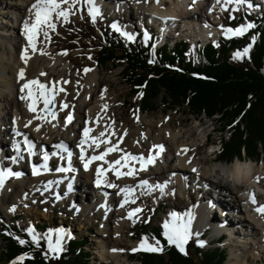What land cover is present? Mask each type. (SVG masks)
Here are the masks:
<instances>
[{"label": "bare ground", "instance_id": "1", "mask_svg": "<svg viewBox=\"0 0 264 264\" xmlns=\"http://www.w3.org/2000/svg\"><path fill=\"white\" fill-rule=\"evenodd\" d=\"M33 2L34 0H18L0 6V14L2 13L11 21L10 23L4 19L0 21V35L2 38H8L7 36L10 34L7 31H16L13 48L6 47L0 40V69L3 71V74H0V82L3 83V88H0V169L10 168L13 172L20 173L19 176L6 179L4 187L0 188V203L3 200L7 201L9 196H13L10 199L15 206L20 203L33 204L26 200L27 196H34L39 193L38 195L44 200L51 198L65 202L67 198L72 199L70 205L76 212L92 213L93 215L94 212L97 213L98 211L94 207L96 205L104 214L100 220L107 226V228H102L97 232L99 236H95V241L99 243L98 258L103 260L100 263L124 264L129 260V254L119 251L113 252L112 249H127L129 246L135 248L141 241L132 240L133 234L127 239L124 238L127 234V228H130L129 222L140 215L139 212L129 218L128 213L135 208H143L141 199L150 197L159 206L161 200L169 195L174 198L182 197L193 188L197 197L195 202L188 203L184 209L178 210L179 213L174 212V208H169L165 220H170V214L173 212L185 219L190 215L192 219L191 231L194 234L202 228L201 223H203L205 216H208L213 229L217 233H221L217 236L224 238L223 246L228 244L232 249L230 264L257 263L264 254V218L256 213L255 206L249 202L248 197L250 192H254L257 204L263 205L264 203L259 197L264 188L261 181L264 172L263 164L256 165L253 161L237 159L235 162L220 165V167L209 166L206 164L208 154L202 157L195 156V148L199 146V138L196 140L192 137L191 129L181 131L173 128L170 124L163 126L164 121L169 122L168 117L148 121L150 122L151 133L145 134L148 143V149H145L139 127L131 130L127 124L121 125L117 122L114 108L117 104L121 106L124 104L121 101L119 103L121 94L116 93L117 88L114 85V78L116 79L119 70L105 72L100 70L99 66L93 65L88 66L91 71L85 73L84 71L81 72L80 66L77 65L78 71L74 72L72 66L55 54L57 48L48 47L42 43L40 38L37 47L46 52L47 55L32 53L29 49L31 58L28 62L25 63L21 59L22 50L27 46L23 25L31 15L29 8ZM187 2L188 0H159V4H157L155 0H149L148 3L137 4L135 0H96L100 13L104 15L115 14L114 18H118L116 22L120 27L130 25L134 18L137 20V23H134V28L140 30L142 24L144 31H147L149 27H158L164 30L167 26L178 23L180 32H184L186 37L193 40V43L196 40L204 41L208 38H212L216 42L220 34L225 36L223 29L231 27L229 25L224 26L225 22L223 23V18H221L224 10L233 13L232 9H239V5L235 4L228 5L227 9H224L221 4L217 3V0H195V2L192 0V4ZM248 4L252 6L249 7ZM205 6L209 7L207 8L209 14L214 7L218 8L216 19L210 18L209 14L207 15L204 11ZM240 6L244 11L263 12L264 0H248V3ZM7 9H11V12L14 11L15 17L11 16ZM133 10L135 11L133 12ZM71 16H75V14L69 17ZM202 16L205 18L201 19ZM161 18L174 19L165 21ZM60 20L62 19L55 20V29H60ZM198 21L203 23V28ZM128 28L131 30L130 27ZM191 31H194L192 37L187 35ZM69 62L71 61L69 60ZM21 69H24L25 72L23 80L19 79L18 76ZM40 73L47 75L41 76ZM36 78L44 83L59 81L60 83L56 87L65 89L64 92H60L56 96V109H54L56 119L52 120L51 123L34 119L36 113L28 110L30 100L21 99L22 96L27 95V89L21 92L22 85L26 81ZM63 81H69V83L64 84ZM62 103H67L69 107L61 110L60 105ZM104 105H107L106 109ZM39 107L42 108L43 104L40 103ZM69 113L72 114L73 120L66 124L65 119ZM48 119L51 120V117L49 116ZM29 120L32 121V124L25 127ZM143 120H146V117H141V121ZM37 125H42L39 131L36 130ZM85 127L93 129L90 133L91 136H98L100 132H105L104 139H110L112 144L120 141L119 148L122 151L112 152L106 158L108 161H114L125 153L147 157L150 151H158V149H153L154 145H163L164 150L156 157L154 164L147 166L146 171H138L135 176H122L119 179L112 171H108L101 177V186L97 187L95 170L103 162L95 161L88 170H85L83 162L79 159L78 144ZM157 127L158 131L156 132L155 128ZM106 129L107 131H105ZM17 132L21 135H17ZM113 132L114 135H112ZM203 133L207 136V130H204ZM25 136L34 145V155H29L27 151V145L24 143ZM121 137H123L122 141L120 140ZM17 142L20 144L19 156L13 146ZM61 142L73 153L72 166L76 171L57 172L55 169L59 166H66V161L61 160L59 156L50 155L49 170L43 171L41 169L40 175H33V166H40L44 163L43 153L45 151L49 154L57 152L58 150L54 146ZM4 144L10 146L11 155L8 160H5ZM105 147L107 145L101 144L100 148L95 149V151L86 147V155L99 154ZM185 148L189 151L182 152L181 150ZM62 154L66 156V153ZM212 154L214 153H211L210 156ZM13 157L16 159L13 160ZM131 163L137 169L140 168L138 162ZM103 166L107 168V164ZM193 168L197 171L193 172ZM127 170V168L121 169V171ZM79 176L82 177L81 180L77 179ZM210 176H213L215 180H211ZM257 177L260 178L259 181ZM12 179H15L14 189L9 194V187L12 185L7 183ZM141 180H147L153 186L156 184L166 186L163 192L159 188H153L145 194L146 189L136 187ZM48 181H59V183H53L51 187L46 188ZM107 183L116 184L118 187L109 188ZM69 184L72 185L71 191L68 189ZM218 185L223 189H220ZM125 186L136 188L133 196L135 202H130L121 207L124 194L120 193L119 190ZM59 188L66 190L63 195H59ZM230 194H233V198L229 199ZM40 200L41 198L36 203L37 205H41ZM72 201L75 204H72ZM249 208L252 213H250ZM3 210L4 215L17 217L13 206L5 207ZM235 213L238 216L236 217L238 218L237 221L233 219ZM215 214L218 216L216 219ZM245 222L246 224H243Z\"/></svg>", "mask_w": 264, "mask_h": 264}, {"label": "trees", "instance_id": "2", "mask_svg": "<svg viewBox=\"0 0 264 264\" xmlns=\"http://www.w3.org/2000/svg\"><path fill=\"white\" fill-rule=\"evenodd\" d=\"M251 35L233 37L220 44L219 49L206 45L197 61L186 59V43H175L152 52L151 41L139 35L128 41L119 34L104 31V43L96 46V61L122 66L121 77L139 95L142 109L155 111L156 100L169 108L185 107L187 114L204 117L217 123L220 132L219 159L231 162L235 157L264 158V23L256 20ZM251 45L248 55L234 59L237 51ZM154 60L153 63H149ZM135 90V92H134ZM142 94V95H141ZM224 132H228L225 138ZM17 235L3 236V258L11 261L27 254L21 264H91L90 252L80 238L63 245L59 258L52 261L47 253V241L31 243L27 227L13 226ZM46 225L37 224L36 234H47ZM145 231V230H139ZM161 241L164 251H140L132 255L139 264H226V251L217 246L204 249L195 239L192 253H181L169 246L160 226L146 231ZM138 233V232H137ZM136 233V235H137ZM16 237L28 243L21 245ZM56 262V263H55Z\"/></svg>", "mask_w": 264, "mask_h": 264}, {"label": "rangeland", "instance_id": "3", "mask_svg": "<svg viewBox=\"0 0 264 264\" xmlns=\"http://www.w3.org/2000/svg\"><path fill=\"white\" fill-rule=\"evenodd\" d=\"M16 2L18 0H0V6H5L7 2ZM167 3V2H166ZM169 4V3H168ZM166 4V5H168ZM194 5V4H193ZM210 6V4H209ZM80 10L75 12V16H71L68 18L67 22H64L63 20L59 21V27L60 29H55L54 31H49V36H50V41L45 42L44 37L41 35L40 39H42V43L47 45L50 48H57L56 50V55L60 56L63 58V60L68 63L70 66L73 67V71L76 72L77 70V65L80 66L81 72L84 71L85 68H88L97 65L99 66L100 70H103L105 72H111L114 70H119V74H117L116 79L114 78V85L117 88L118 94H121L119 97V103L124 102V104L121 106L120 104H117L114 108L117 122L121 125L127 124L128 128L132 130V128L139 127V130L141 131V138L144 142L145 149H148V143L147 138L145 137L146 133H151V128H150V122L152 120H158L159 118L165 119L169 118V122L164 121L163 126H167L166 124H170L173 128L180 129L181 131H187L188 129L192 130V137L194 139L199 138V148H195V156L196 157H202L205 154H208L206 156V164L207 165H216L217 167H220V165H225V164H230V163H223L217 161L218 154H212L214 156H210V151L211 148H206L203 146L204 144V130H207V135L209 141L215 142L218 144V139L220 137V132L218 131L217 123L215 121H211V119H207L204 117H193L189 116L187 114V110L185 107H180V108H169L167 106H164L162 104V101L159 98L156 100L158 108L155 111H142L141 110V101H140V96L139 95H133V91L131 90V87L128 86L122 79L121 77V69L122 66L115 67L112 65L110 62L105 63L103 65L99 64L96 62V46L102 45L104 43V31L110 30V32L117 33L111 25L113 23H116L118 21V18H114L116 15L113 14H108L104 15L100 13V16L97 17L96 22L93 23L91 18L88 15L87 12V6L81 4L79 6ZM208 6H205V12L208 13ZM11 16L15 17L14 11L11 12V9H7ZM130 11V10H129ZM132 11V9H131ZM135 10H133L134 12ZM234 14V13H232ZM204 16V15H203ZM201 17V19L205 17ZM218 16V15H217ZM234 16H238V13L234 14ZM208 17V16H207ZM230 17H232L231 14L228 13H223L221 18H223V23L225 22L226 25H230L231 28L235 29L237 27H240L243 25L245 22H241V14L238 16V18L231 20L232 22L229 23ZM114 18V19H113ZM212 19H216V16L213 15ZM3 19L8 21L9 23L11 22L8 18L3 16V14H0V21H3ZM137 21L136 18L134 20H131V24L127 26H119L122 31L131 33L135 38L139 34L140 30L135 29V22ZM227 21V22H226ZM246 24L248 22L247 20ZM5 23V22H4ZM137 23V22H136ZM233 23V24H232ZM10 27V26H9ZM131 30H129V28ZM11 28V27H10ZM155 30L156 28H151ZM9 32L10 35L7 37L9 38H2L0 35V40L3 41V44L8 47V48H13L15 45V34L16 31H7ZM190 37L194 35V31H191L189 34ZM10 36V37H9ZM225 37V36H224ZM190 42H192V45L187 41L188 43L186 44V59L188 60H194L196 59L198 55L199 48H201V45L207 43L206 39L204 41L199 40L198 42L193 43V40L188 38ZM135 40V39H134ZM172 42L169 41V45L171 46ZM200 46V47H199ZM199 47V48H198ZM67 51V55H61L62 52ZM91 57V59H89ZM69 60L71 62H69ZM0 74H3L2 69H0ZM0 88H3V83L0 82ZM121 89V90H120ZM135 92V90H134ZM121 101V102H120ZM56 109V107H55ZM119 115V116H118ZM146 117V120L141 121V117ZM119 117V118H118ZM137 117H139L137 119ZM199 120V121H198ZM156 132L158 131V127L155 128ZM206 134V133H205ZM225 138L228 137V132H224ZM197 140V139H196ZM5 145V144H4ZM202 145V146H201ZM5 149V160L10 159L11 151L9 145L4 146ZM197 149V150H196ZM209 160V161H208ZM242 160V159H241ZM257 160V162H255ZM253 160L254 164L260 165L263 164L264 166V158H257ZM262 160V163H261ZM213 161V162H212ZM234 161V160H233ZM232 161V162H233ZM248 161H250L248 159ZM231 162V163H232ZM235 162V161H234ZM209 163V164H208ZM211 163V164H210ZM215 163V164H214ZM82 177H78L77 179L81 180ZM211 180H215L213 176H210ZM15 180V179H14ZM14 180H10L7 184H11L12 186L9 187V194L11 191L14 189ZM262 184L264 186V172H263V177H262ZM83 182V179H82ZM212 185V184H209ZM216 185V184H215ZM220 189H223L221 186L218 185ZM59 195H63V193L66 191L65 189L59 188ZM231 189V188H230ZM195 189L189 190L185 196L182 197H171L169 195L167 198L161 200V202L158 204L152 200L150 197L141 199L143 203V208L142 211L140 212V215L133 221L129 222V227L126 230V236L124 238H129L133 234V239L135 241L141 240L143 237H146L145 235H139L138 238H135L134 231L138 228H142L146 231H149L151 227H154L157 224H163L165 221V217L168 216L169 208H174L173 211L179 213L178 210L184 209V207L187 206L188 203L191 204V202H195L196 200V191ZM232 190V189H231ZM264 190V188H263ZM230 191V190H229ZM262 191V190H261ZM35 194L27 196L26 200L29 202H32L33 204L25 205L23 203L18 204L17 206L13 205L12 203V197L9 196L8 200H3L0 204V264H21V261H17L16 258H14L11 261H7L6 259L3 258V255L1 253V250L4 245V240L3 236H11V235H17L16 231L14 229L10 230L6 228L7 226H24L27 225L28 228L31 227L33 223H38V224H43L45 223L47 225V232L52 233V239L53 243L55 242L56 239V233L57 230H63V233L65 235V239L62 242L65 244L67 243L69 237L75 236L78 237L82 240H85L86 246L85 249L90 252V263L91 264H101L100 261H103L98 258V247L99 243L95 241L96 237L99 236L97 233L100 229H105L107 228L106 225H104V222L100 220V218L103 217L104 214H102L101 209L98 208V206L94 205L95 208H97V213L92 215L87 214V213H82V212H76L72 209L71 207V200L70 198H67L65 202H61L60 200H55V199H45L40 197V195ZM80 194V193H79ZM264 193L259 194V197L261 200L264 202ZM8 196V195H7ZM34 197V198H33ZM11 198V199H10ZM41 198L40 203L41 205H37L36 203L38 200ZM195 198V199H194ZM233 198V194L229 195V199ZM5 201V202H4ZM140 201V202H141ZM232 203V202H231ZM69 204V205H68ZM72 204H75L74 201H72ZM78 205V204H77ZM194 205V204H193ZM264 205V203H263ZM4 206V207H3ZM13 206L14 212L17 215V217H12L11 215L7 216L4 215V208ZM73 206V205H72ZM78 213V214H77ZM99 213V214H98ZM239 214V212H238ZM240 216V214H239ZM105 217V216H104ZM217 214H215V219L217 218ZM237 213L233 216V219L235 221L238 220ZM264 218V216H262ZM54 218H57V224L54 227L52 225V220L54 221ZM236 218V219H235ZM149 220V223L146 225L145 222ZM201 223V222H200ZM237 223V222H235ZM63 224V225H62ZM243 224H246L243 223ZM202 228L198 230L195 235L203 231L204 229L208 228L210 230H213V232H209V234L206 236L207 239H211L212 236H217L221 235V233H217L216 230L213 229V225L211 224V220L209 219L208 216H205V219L203 223H201ZM6 231H5V229ZM32 228V227H31ZM216 231V232H215ZM193 234V235H194ZM210 237V238H209ZM135 238V239H134ZM230 240V239H229ZM227 240V241H229ZM101 241V240H100ZM206 241V239L204 240ZM233 241V240H232ZM149 243H153L152 241L149 240ZM194 243V238L193 236L189 239L187 245L185 246V250L188 253H192V246H189V244ZM220 246H223L220 244ZM204 247L205 244H204ZM227 247L228 249H225ZM225 247L223 248L227 251L226 255V264H230V258L232 255V249L230 245L225 244ZM133 247L129 246L124 253H128L130 256V250ZM90 250V251H89ZM48 255L50 256L52 261H56L59 258L58 255H54L46 250ZM130 258V257H129ZM56 263V262H55ZM124 264H139L137 260H127ZM255 264H264V254L261 256L259 261Z\"/></svg>", "mask_w": 264, "mask_h": 264}, {"label": "snow or ice", "instance_id": "4", "mask_svg": "<svg viewBox=\"0 0 264 264\" xmlns=\"http://www.w3.org/2000/svg\"><path fill=\"white\" fill-rule=\"evenodd\" d=\"M137 4L140 3H148L149 0H135ZM157 4H159V0H155ZM195 2V0H194ZM218 4H221L222 8L227 9L228 5H243L248 3V0H217ZM83 4L87 6V12L89 17L91 18L92 22L95 23L97 17L100 16V8L97 6L96 0H34L33 4L29 8V12L31 15L28 19L24 22V34L27 38V46L22 50L21 59L24 60L25 63L28 62V60L31 58L29 56V49H31L32 53H39L41 55H47L46 52H44L42 49L37 47V43L39 41L40 36L42 35L44 37L45 42L50 41L49 31H54L56 28V19H62L64 22L68 21V18L70 15L75 14L76 11H79V6ZM249 7H251V4H248ZM233 11H238V9H232ZM211 11V10H210ZM167 21L168 19H174V18H161ZM206 27L208 25H205ZM111 27L116 31L119 32L122 37H124L128 41H133L135 37L128 32L122 31L121 28L116 24L113 23ZM223 27V26H222ZM252 24L247 25H241L240 27H237L235 29L232 28H226L223 29L225 36H242L244 33L249 29L252 28ZM150 39L147 31L144 33V41L147 42ZM251 45L248 47H245L243 51H237L234 54V59H241L248 55L249 49ZM61 55H67V51L61 53ZM91 59V57H89ZM154 60H150L149 63H153ZM91 71L89 68H85L84 72L87 73ZM41 76H46V73H40ZM19 79L23 80L25 78V72L24 69H21L19 71ZM59 81H51L48 83L41 82L39 78L32 79L26 81L22 87L21 92H24L27 89V95L22 96L21 99H28L30 100V103L28 105V110L30 112L36 113V115L33 117L36 120H41L46 123H51L52 120L56 119V112L53 111V107L55 105V99L56 96L60 92H64L65 89L63 87L57 88L56 86L59 84ZM64 84L69 83V81H63ZM142 95V94H141ZM42 103L43 107L40 108L39 104ZM69 105L67 103H62L60 105L61 110L68 108ZM104 108H107V105H104ZM51 117V120L48 119V117ZM139 117H137L138 119ZM73 120V116L71 113H69L66 116L65 123H71ZM32 124V121L29 120L25 127H28ZM42 125H37L36 130L39 131L40 127ZM55 126V125H53ZM93 131V129L89 127H85L83 129V135L82 138L78 144L79 148V159L83 162V167L85 170L89 169V166L95 162V161H101L103 162L99 166L96 167V186L100 187L102 184L101 177L104 176L108 171H112L116 177L119 179L122 176H135L137 175L138 171H146L147 166L154 164L156 157H158L164 150L163 145H154L153 149H158V151L151 152L150 154L145 157L143 155H133L131 153H125L120 158L114 160V161H108L106 158L108 155H110L112 152H121L122 150L119 148V142L116 144H112L110 139H104L105 132H100L98 136H91L90 133ZM107 131V129L105 130ZM17 135H21V133L17 132ZM115 133L113 132L112 135ZM127 133L125 132V135ZM123 137L120 138L122 141ZM24 143L27 145V151L29 155H34L33 148L34 145L31 141L27 139L25 136ZM101 144L107 145V147L104 148L102 152L99 154H94L91 156L86 155V147L92 148L94 151L95 149H99ZM16 148L17 154L19 156L20 154V144L19 142L15 143L13 145ZM58 151L53 152L49 154L48 152L43 153V161L44 163L40 166H33L32 174L33 175H40L41 169L43 171H48V161L51 156H59L61 160L66 161V166H59L55 170L57 172L61 173H68V172H74L76 171L75 168L72 166V157L73 153L68 150L67 146L61 142L54 146ZM182 152H187L189 149L185 148L181 150ZM62 153H66V156ZM22 158V157H20ZM16 157H13V160H15ZM131 162H138L140 164V168L137 169ZM191 161L189 160V163ZM107 164V168H105L103 165ZM122 168H127V171H121ZM193 172H196L197 169L193 168ZM20 173L13 172L10 168L8 169H0V188L4 187L5 181L7 178L12 176H19ZM259 177H257V180L259 181ZM53 183H59V181H48L46 188L51 187ZM166 185L162 184H156V185H150L147 180H141L139 184L136 187L144 188L146 189L145 194L147 192H150L153 190V188H159L161 192H163L164 187ZM107 187L109 188H115L118 187L116 184L113 183H107ZM72 185H68L69 191H71ZM120 193L124 194V199L121 203V207H123L125 204H128L130 202L134 203L135 200L133 199L134 193L136 191V188L131 186H125L124 188H120ZM59 198V197H57ZM249 202L254 205V210L258 215L264 216V205H258L256 195L254 192L249 193ZM142 209L135 208L131 212L128 213L129 218H131L136 213L141 212ZM171 219L165 220L162 225V235L166 239L167 244L169 246H175L181 253L187 254L185 250V246L187 245L189 239L193 236V233L191 231V224L192 219L191 216L187 219H185L183 216H180L176 213L170 214ZM25 231L30 235L31 237V243L35 244L37 246L40 245L41 239H44L47 241V248L48 251L54 255H58L63 251L62 242L65 239V235L63 233V230H57L56 233V239L53 243L52 239V233H47L43 236H40L39 234H36L34 229L29 227L28 229H25ZM198 235V234H196ZM18 242L23 245L25 243H28L25 239H21L20 237H16ZM154 239V243H149L148 237H143L139 244L132 248L130 251L132 253H136L139 251H145L150 253H161L164 251V247L161 244V241L158 239ZM199 245L201 247L204 246V241H198ZM113 252H124L125 249H112ZM48 253H45L47 255ZM27 254L18 256L16 258L17 261H23L25 259Z\"/></svg>", "mask_w": 264, "mask_h": 264}]
</instances>
